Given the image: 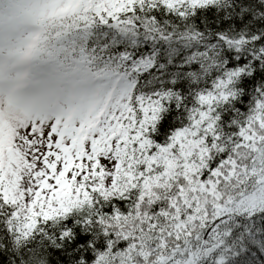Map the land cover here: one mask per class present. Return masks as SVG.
Segmentation results:
<instances>
[{"label":"snow or ice","instance_id":"6c2138e0","mask_svg":"<svg viewBox=\"0 0 264 264\" xmlns=\"http://www.w3.org/2000/svg\"><path fill=\"white\" fill-rule=\"evenodd\" d=\"M0 264H264V0H0Z\"/></svg>","mask_w":264,"mask_h":264}]
</instances>
